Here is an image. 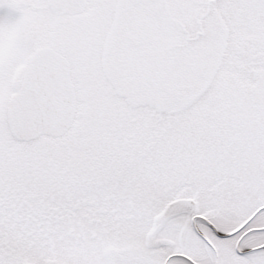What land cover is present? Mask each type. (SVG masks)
<instances>
[{"label":"snow or ice","instance_id":"6c2138e0","mask_svg":"<svg viewBox=\"0 0 264 264\" xmlns=\"http://www.w3.org/2000/svg\"><path fill=\"white\" fill-rule=\"evenodd\" d=\"M0 264H264V0H0Z\"/></svg>","mask_w":264,"mask_h":264}]
</instances>
